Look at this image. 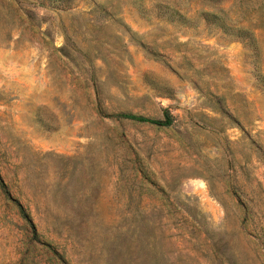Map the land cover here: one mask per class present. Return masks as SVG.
<instances>
[{
  "label": "rangeland",
  "instance_id": "obj_1",
  "mask_svg": "<svg viewBox=\"0 0 264 264\" xmlns=\"http://www.w3.org/2000/svg\"><path fill=\"white\" fill-rule=\"evenodd\" d=\"M0 179V264H264V0H0Z\"/></svg>",
  "mask_w": 264,
  "mask_h": 264
},
{
  "label": "trees",
  "instance_id": "obj_2",
  "mask_svg": "<svg viewBox=\"0 0 264 264\" xmlns=\"http://www.w3.org/2000/svg\"><path fill=\"white\" fill-rule=\"evenodd\" d=\"M31 4L33 6L35 5V3H31ZM36 4H38V3H36ZM39 5H41V4H39ZM26 16H27L29 21L33 20V14L31 12L26 11ZM117 116L121 117V118H124V119L134 120V121H137V122H143V123L152 124V125H155V126H169L171 124V122H172V115L170 114V112H169V110L167 108L163 109L162 117L159 118V119H153V118H148V117H144V116H140V115H134V114H128V113H119ZM0 185H2L1 179H0ZM17 205H18L17 206V211H18L19 216L22 219H24L29 225H32L28 213H26L24 211V209L19 204H17Z\"/></svg>",
  "mask_w": 264,
  "mask_h": 264
}]
</instances>
